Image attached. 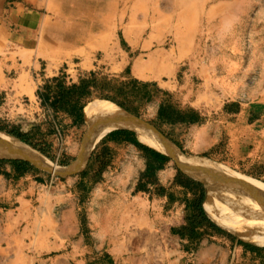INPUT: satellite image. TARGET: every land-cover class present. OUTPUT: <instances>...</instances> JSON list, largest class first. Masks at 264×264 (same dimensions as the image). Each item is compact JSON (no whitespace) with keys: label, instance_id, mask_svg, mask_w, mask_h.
<instances>
[{"label":"rangeland","instance_id":"obj_1","mask_svg":"<svg viewBox=\"0 0 264 264\" xmlns=\"http://www.w3.org/2000/svg\"><path fill=\"white\" fill-rule=\"evenodd\" d=\"M221 1L232 6L227 22H222L225 8L215 5L211 22L206 23L204 16L209 11L206 8ZM83 4L88 8L49 9L53 19L46 24L45 32L52 40L43 46L34 67L15 64L7 69L5 64L1 65L4 70L0 71V125L17 126L20 131L29 132L33 142L49 143L47 159L63 166L66 165L63 162L69 164L74 160L86 123L71 124L63 114L54 119L50 110L40 107L35 91L45 78L64 73L66 80L75 81L89 70L121 79L132 76L156 82L174 104L191 106L195 80L190 75L188 83L185 82L188 61L193 59L194 52L204 56L209 49L217 57L223 51L233 66L231 83L228 92L217 95V100L225 99L222 105L208 112L197 109L205 117L203 122L158 126L155 117L158 99L149 102L140 115H132L152 125L184 155L205 157L264 183V15L257 12L260 9L257 4L264 7V0H88ZM245 4L253 7L245 17H240L245 11L241 6ZM152 57L161 60V67L140 75L136 65ZM184 88L188 89L187 95ZM204 123L219 125L211 144L205 134L195 131ZM114 151L119 158L137 155L131 148ZM96 152L97 156L107 158L102 146ZM88 158L77 172L56 175L37 167L40 181H35L34 176L25 180V184L33 181L35 196L27 195L26 215L16 225L19 230L32 231L24 234L25 258L33 256L29 264H130V256L136 264H194L200 246H215L218 251L221 247L230 258L235 240L243 241L215 220L226 234L201 227L193 239H180L172 232L178 226L168 227L175 222L174 218L166 215L172 211L184 221L193 212V195L164 186L166 201L162 215L166 222H160L152 210L145 213L134 208L114 217L112 228H116V237H123V241L128 240V231L147 223L163 225L164 229L158 228L151 238L142 236L146 247L135 249L128 241L126 246L102 244L97 236L98 225L91 215V193L103 170L96 174L98 163L92 156L86 175L79 176ZM176 168L183 171L170 157L168 166L159 173V182L164 184ZM155 190L152 187L156 196ZM128 198L130 203L134 202L133 197ZM69 202L74 208L71 218L65 216ZM214 212L218 214L217 210ZM218 253H212L207 263L201 264H217ZM244 255L241 257L246 258ZM262 260L264 257L258 263Z\"/></svg>","mask_w":264,"mask_h":264},{"label":"crops","instance_id":"obj_2","mask_svg":"<svg viewBox=\"0 0 264 264\" xmlns=\"http://www.w3.org/2000/svg\"><path fill=\"white\" fill-rule=\"evenodd\" d=\"M78 1L80 0H0V71L2 72L4 70L3 66H5L7 69H11V67H13L15 64H30L32 67H34L38 58L41 57L40 52H42L43 46L47 42L50 43V40H52L47 37V33L45 32L46 24L50 23V18H52L51 14L49 13V9L60 8L71 10L74 8H88L87 4H83L87 3L88 0H81L80 3ZM215 5L221 6L219 8H222V6L225 8L223 16L224 20L222 22L226 23L227 21L225 19L232 13V6L227 5L224 1L217 3L213 2L206 8L209 9V11L204 16V18L206 19V23L209 24L211 22V11L212 9L216 8ZM252 7L253 6L250 7L247 4H245V6H241V8H243L245 11H242L239 16L245 17V15L248 14ZM257 7L260 8L257 11L258 14L264 15V7H260V4H257ZM193 55V59L188 61L187 67L184 71V74L186 75V83H188V77L190 75H192V77L196 81L193 82V86L191 89L192 98L190 99L189 104L199 111H212V108L214 106L219 107L225 100L223 99V97H218L220 101L217 100V95L222 96L224 92H228V84L230 85L231 83L230 74L233 66L232 64H230L229 56L226 54V52L223 51H221L217 57L214 56V54L209 49L204 56H202L201 53L197 54L195 52L193 53ZM11 58H14L15 61L11 60ZM2 64L5 65L1 66ZM185 91V95H187L188 89H186ZM89 102H87L83 108L84 121V109L89 104ZM115 128H126L131 130V128L128 127ZM218 128V124L204 123L202 125L199 124L198 128H196L195 131L200 134H205V137H208V142L211 144L217 137ZM110 130H108L107 132H109ZM132 131L136 133V137L140 142L148 145L139 139L137 131H135L134 129H132ZM107 132H105L94 143L93 148H91V151H89V157L94 149L95 152L93 154V157L97 156L96 151L101 146L95 148L96 144ZM85 133L86 128L84 134ZM107 146L109 148V153L107 154L109 163L103 169L99 181L94 183L91 193V215L94 217V220L98 225L97 236L99 239H101L99 242H101L102 244L107 242L109 244L112 243L113 245L120 244L126 246V243L128 241L130 245H132L131 247L134 246L135 249L141 248L142 246L146 247V240L144 242L142 236L151 238L152 234L158 231V228L162 230L164 229L163 225L158 227L155 224L147 223L145 226L139 229L135 228V230L128 231V240L123 241V237L119 239L116 237V228H112L113 223H115L113 222L114 217L121 216L122 214H124V212L131 211L132 208H134V210L138 209L139 211H144L145 213L152 210L155 212V217L160 222L164 223L166 222V220L163 219L164 216L162 215V208L164 202L166 201V197L165 195H153L154 193H152L151 189L155 186V184H148V191H134L137 183L140 180H143V172L146 164V158L140 150H138L132 144H118L113 141H108ZM148 146L160 153H163V151L161 150H158L150 145ZM120 147L128 149L131 148L133 152L137 154L136 157H115L116 151L114 150ZM163 154L170 156L165 152ZM0 158L23 159L20 157L6 156H2ZM73 161H75V159ZM31 164L33 165V163ZM33 166L37 168V166ZM167 166L168 163H166L163 167L156 171V185L182 189L179 186L171 185V180L174 174H172L165 180V185L162 182H159L161 181L158 180L159 173ZM2 171H6L10 174L6 176L1 173ZM37 174L38 172L18 174L13 171V168L9 163H2L0 165V264H26V262L27 264H29L30 261L32 262L33 256L29 255V257L27 256L25 258V253L23 250V245H25L24 234L32 233V231L26 232L25 230H19L16 222H21V220L26 215L24 206L28 202L27 195L32 193L35 196L36 187L34 186L33 181L25 184V180L29 178V176H34L35 180V177L38 176ZM189 176L191 177V175ZM193 179L196 178L194 177ZM36 195L39 196V193L37 192ZM129 196L134 198V202H129ZM202 206L204 207L203 202ZM203 209H205V207ZM73 211L74 208L71 202H69L65 216L71 218L73 216ZM204 211L213 221L206 210ZM166 216L167 218H174L175 220L173 224H168L169 228L175 225L180 226L184 223L182 217L180 216L179 218V216L177 215L174 216L172 211H170V215L167 214ZM28 228L30 229V227ZM31 229L34 230L35 228ZM33 233L37 235L36 231H33ZM137 233L138 235H136ZM248 244H250V246H256V244ZM256 247H264V245ZM200 248L202 249H200L199 256L196 257L194 264H201L204 262L207 263V259H210L211 254L214 252H219L217 264H264V260L258 263V260L264 257V251L258 250L253 247L244 248L242 245L237 243V240H235L234 242V252L230 258H228L227 250L221 247L219 248V251L215 246L211 245H203L200 246ZM241 254H245L246 258H243V256L241 257ZM128 260L130 264H136V260L134 262L133 257L130 256Z\"/></svg>","mask_w":264,"mask_h":264},{"label":"trees","instance_id":"obj_3","mask_svg":"<svg viewBox=\"0 0 264 264\" xmlns=\"http://www.w3.org/2000/svg\"><path fill=\"white\" fill-rule=\"evenodd\" d=\"M35 95L37 96L40 107L50 110L54 119L57 117L56 115L63 114L70 120L71 124L76 125L83 123V108L87 102L93 99L111 101L125 111L137 116L141 114L144 107L149 102L158 99L155 115L158 126L160 124H181L188 126L201 123L205 120V117L202 116L197 109L191 106L180 107L174 104L170 100V95L159 88L156 82L143 81L132 76L122 79L108 77L94 70L82 73L75 81L66 80L64 73L45 78L42 84L36 89ZM0 130L28 144V146L30 145L31 148L33 147V149H36V151L41 153L44 157H49V143L33 142L29 137V132L20 131L17 126L7 128L5 125L1 124ZM108 141H113L118 144H132L140 150L146 158L143 180L137 183L134 191H148L149 187L147 185L155 184V193L157 195H164V187L156 185L155 173L170 161L169 156L140 142L136 137V133L126 128H115L110 130L98 141L95 148L102 146L103 149L109 153V148L107 146ZM94 150L91 152L89 160L92 158L95 152ZM89 160L85 168L79 172V176L83 177L86 175ZM95 160L98 163L96 174H100L109 163V159L96 156ZM2 163H9L13 171L18 174L39 172L36 167L24 159L0 158V165ZM63 163L66 165L68 164V162ZM1 173L6 176L10 174L6 171H2ZM35 180L40 181V178L36 176ZM171 185L179 186L193 195L191 199L193 212L185 216L182 225L177 228H172L174 234H177L181 239L186 238L190 240L197 235V231L201 227H208L216 233L226 234L225 231L216 225L205 213V209H203L204 207L202 206L204 200V187L199 180L193 179L176 168L171 180ZM237 243L244 248L253 247L264 251V247L250 246V244L240 240H237Z\"/></svg>","mask_w":264,"mask_h":264},{"label":"bare ground","instance_id":"obj_4","mask_svg":"<svg viewBox=\"0 0 264 264\" xmlns=\"http://www.w3.org/2000/svg\"><path fill=\"white\" fill-rule=\"evenodd\" d=\"M161 63L158 57H152L137 64L136 70L140 75H146L156 71ZM84 118L86 133L76 154L78 157L67 166L55 165L35 149L2 131L0 157H20L51 174L67 175L83 167L94 143L105 132L115 127H128L137 131L143 142L169 154L181 169L203 182V204L215 222L234 231L245 242L264 245V183L205 157L184 155L152 125L108 100L89 102L84 109Z\"/></svg>","mask_w":264,"mask_h":264},{"label":"water","instance_id":"obj_5","mask_svg":"<svg viewBox=\"0 0 264 264\" xmlns=\"http://www.w3.org/2000/svg\"><path fill=\"white\" fill-rule=\"evenodd\" d=\"M127 112V111H126ZM132 130V129H131ZM83 138V137H82ZM19 140V139H18ZM93 148V147H92ZM91 151V150H90ZM89 154H90V152H89ZM89 154H88V156H89ZM78 157V156H77ZM76 156H75V158H77ZM74 158V159H75ZM88 158V157H87ZM26 160V159H25ZM28 161V160H27ZM30 162V161H29ZM34 165V164H33ZM200 181V180H199Z\"/></svg>","mask_w":264,"mask_h":264}]
</instances>
